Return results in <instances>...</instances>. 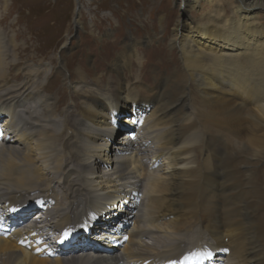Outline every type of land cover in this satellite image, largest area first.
Wrapping results in <instances>:
<instances>
[{
	"label": "bare ground",
	"instance_id": "1",
	"mask_svg": "<svg viewBox=\"0 0 264 264\" xmlns=\"http://www.w3.org/2000/svg\"><path fill=\"white\" fill-rule=\"evenodd\" d=\"M202 1L134 66L126 37L107 78L94 68L106 61L69 68L65 41L50 74H24V50L50 43H17L21 29L7 46L0 20L1 208L45 209L7 219L0 264H164L203 246L216 264H264V0L184 4Z\"/></svg>",
	"mask_w": 264,
	"mask_h": 264
},
{
	"label": "rangeland",
	"instance_id": "2",
	"mask_svg": "<svg viewBox=\"0 0 264 264\" xmlns=\"http://www.w3.org/2000/svg\"><path fill=\"white\" fill-rule=\"evenodd\" d=\"M208 5L207 2L202 1L197 6L186 9L184 0H0V20H4L3 27H1L6 45L8 37L19 33L21 29H26V33L19 35L17 43H23L27 38L31 43H38L40 40L50 43L49 48L44 52L37 51L31 45L27 50H24L25 52H21H24L23 60L18 68L24 74H32L36 71L50 74L52 69L58 67V56L62 51L63 41H65V45H63L66 50V55L64 54L66 64L70 57L73 62L69 68L79 62L83 69H90L97 65L96 61H106V63L103 62L102 67L95 66L94 68L98 74H103L107 78L113 77L114 74L111 71L112 67L108 65L109 60L113 57L114 52L123 47L126 37L133 38V44L129 50H135L132 62L134 66L155 48H163L168 44L177 19L180 20L181 25H193L198 21L196 19H199V14L208 10ZM261 10L264 13V9ZM76 19L79 22L77 25L74 24ZM260 20H262L261 26L264 28V19L261 17ZM15 22L18 24L15 25ZM180 30H182L181 27ZM65 36L67 40L64 39ZM146 40L148 41L146 42ZM113 41L112 46L108 45ZM135 60L136 62H134ZM33 69L35 70L33 71ZM19 82V80H11L9 84L15 85ZM65 82L66 80L62 77L61 80H58L57 85L62 86L63 92L69 96L71 89L69 87L67 90L65 89ZM142 82L145 87L148 86L149 78H144ZM71 84L78 87L74 81H71ZM85 84H89V81ZM54 92L57 91L54 90ZM67 95L66 98H68ZM100 98L109 101V105L113 104V100H108L107 96ZM192 104L193 106L197 105L196 101ZM57 117L59 118V116ZM2 118L3 116L0 117V120ZM146 122L143 120L141 123H135H137L138 129L146 127V130L148 127ZM127 124L129 125V123ZM123 129L121 131L119 129L118 132L122 133L127 130L133 132L132 130L135 128L129 126L128 129ZM198 135L201 134L198 133ZM155 142L156 140L151 144L154 148H156ZM30 217L31 215L27 220ZM131 225L128 224L125 231ZM160 232L166 234L165 236L170 235V232H164V229H161ZM122 240L124 243L123 237ZM123 243L119 244V248ZM113 247L117 249L118 243H115ZM224 256L227 261V256ZM229 258L231 262V259H234V253L230 254Z\"/></svg>",
	"mask_w": 264,
	"mask_h": 264
},
{
	"label": "snow or ice",
	"instance_id": "3",
	"mask_svg": "<svg viewBox=\"0 0 264 264\" xmlns=\"http://www.w3.org/2000/svg\"><path fill=\"white\" fill-rule=\"evenodd\" d=\"M64 235L67 237L68 236V233L66 232Z\"/></svg>",
	"mask_w": 264,
	"mask_h": 264
}]
</instances>
